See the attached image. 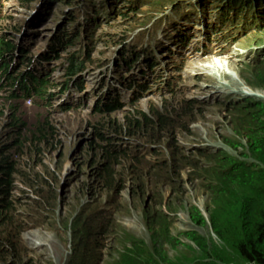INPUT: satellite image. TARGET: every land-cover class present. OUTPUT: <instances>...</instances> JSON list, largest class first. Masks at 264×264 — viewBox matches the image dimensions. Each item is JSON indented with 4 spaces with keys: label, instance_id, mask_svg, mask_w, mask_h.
<instances>
[{
    "label": "rangeland",
    "instance_id": "374dc122",
    "mask_svg": "<svg viewBox=\"0 0 264 264\" xmlns=\"http://www.w3.org/2000/svg\"><path fill=\"white\" fill-rule=\"evenodd\" d=\"M263 1L0 0V39L11 48H0V161L14 167L20 227L0 264H71L92 214L89 225L104 216L110 232L98 237L95 264H242L213 228L240 189L224 191L215 174L218 192L208 190L203 155L264 168L232 114L259 104L264 121ZM151 112L164 116L158 134L130 129ZM251 119L240 128L264 136ZM109 144L111 188L100 175ZM127 153L150 169L130 167Z\"/></svg>",
    "mask_w": 264,
    "mask_h": 264
},
{
    "label": "trees",
    "instance_id": "16d2710c",
    "mask_svg": "<svg viewBox=\"0 0 264 264\" xmlns=\"http://www.w3.org/2000/svg\"><path fill=\"white\" fill-rule=\"evenodd\" d=\"M234 11L238 16L239 10L236 9ZM248 15L249 14H246V17ZM262 15L264 16L263 13ZM244 18L245 12L243 11L242 16L240 18L238 17L237 20H239L240 23H243ZM229 22H231V19L225 20L224 23ZM0 48L5 49L6 51L11 50V48H9V46L5 42H3L2 39H0ZM257 66H259V63L257 64ZM256 68L262 69L261 66ZM1 72L2 71H0V73ZM3 72L5 73V70H3ZM73 73L74 72H72L71 74ZM37 79L38 78H35L34 80L33 77V82L37 84L33 85L32 83V85H29L30 88L38 86L39 81ZM30 92L34 94L32 90ZM15 95L19 96V93H15ZM30 95L31 94H28L27 97ZM257 107L261 106H259V104L254 105L250 108L239 106L233 109L232 114L239 117L238 120L234 116L233 123L236 127H239V129L242 130L249 138V145L247 150L253 153L257 157V159H259L261 165H264V136H259V132L257 131V133L253 134L252 130L251 132H249V129L240 128L242 125L248 126L245 121L242 122V118L244 117V115L250 114V116L252 117L251 120H254V123L260 125L261 130H264V121H262L261 117L259 116V113L257 112L259 108ZM139 117H141L139 120L133 119L130 121V129L137 132V130H140L142 128H152L156 134L159 133V126L164 120L163 115L151 112V115L140 114ZM111 148L112 146L111 144H109L107 146L105 156L108 160L109 165L102 169V172L100 173L101 178L106 181V186H109L110 188L115 182V172L113 173V170H111V166L114 165L113 162L115 156L111 153ZM127 155L128 161H133L131 162L132 164L130 163V167L137 165V162H140L141 159L146 160L144 155L139 158L135 155V153H127ZM219 155L220 154L214 155L212 157L203 155L206 159H209L211 161L208 165L207 170L208 174L212 177V180L209 183L211 186H207L208 190H212L209 188L214 185V183L216 182L214 180L215 176L218 175L224 179H227L228 181L225 185L224 191H226V187H228L230 183L231 185L237 186L240 189V192L236 195L234 193L227 194V197L230 196V199H228L229 203L225 205V207H223V211L221 212L222 216L224 215V220L221 224H216L215 222L213 223L215 233L221 240L224 241L225 247L229 248L235 254V257L239 261H241L242 264H264V168H258L253 163H242L235 165L232 162H229L227 158H221V156ZM9 159L10 158L6 156L5 160L0 161V170L3 171L0 174V250L3 254V257L8 256L10 251L13 252V254L14 251L16 252L15 247L17 246L15 244V240L18 239V231L20 230L17 221H15L17 219V216L13 212L14 201L12 202L11 195L14 189L13 174H15V171ZM187 160L188 163L191 164L192 159L187 158ZM182 161H185V158L177 162L179 175L182 172L181 166H179ZM215 161L219 162V170H216L215 168ZM147 164L148 163L144 161V164L142 165L143 170L150 169ZM134 169L135 167L133 168V170ZM135 173L138 176L139 181L138 170H135ZM213 187L215 189L212 191L216 194L219 188L216 186ZM136 189L140 190H137L138 194L140 192H143V179L141 180V184H139ZM221 190L220 194H223L224 191L222 192ZM196 213H198L199 215L198 211H196ZM92 215L86 217V220L82 222L77 240L74 241V253L72 256L71 264H95V262L101 256L99 251L101 240H98V237H104V235L106 234L109 235L110 232L103 227L107 226L106 218L104 216L100 220L97 218L95 224L91 223L89 225V221L92 220L94 216H96ZM151 218V215H148L149 223L151 222ZM192 235L193 234H191L190 236ZM196 240L200 243L201 239L198 238ZM152 242L156 243V247L159 249L156 255L159 258H162L163 256L161 255V250L163 244L161 242ZM159 247H161V249ZM215 258L216 259L213 262L204 261V263L199 262V264H217V262L226 264V262H223V259H221L220 257Z\"/></svg>",
    "mask_w": 264,
    "mask_h": 264
},
{
    "label": "bare ground",
    "instance_id": "6f19581e",
    "mask_svg": "<svg viewBox=\"0 0 264 264\" xmlns=\"http://www.w3.org/2000/svg\"><path fill=\"white\" fill-rule=\"evenodd\" d=\"M46 57L48 58V57H49V54L46 55ZM214 64H215V63H214ZM214 66H215V65H214ZM221 66H222V69H221L220 71L217 72V75H218V76H219L218 73H219V72H222L223 68L226 67V65H224V64H222ZM216 68H217V67H216ZM216 68H214V70H213V73H212V76H213V77H216V76H215V74H216L215 69H216ZM219 77H220V76H219ZM237 77H238V76H237ZM237 80H239V79H237ZM82 83H83V84L85 83V80H84V79H83V80L81 79V83H80V84H82ZM231 84H232V83H231ZM224 85H226V86H230L229 83H227V84L224 83ZM232 88H233V87H232ZM248 92H249V91H248ZM108 94H109V95H116V94H117V89H116V88H113L112 90H108ZM243 95H244V94H243ZM249 95H256V94H255V92H249Z\"/></svg>",
    "mask_w": 264,
    "mask_h": 264
}]
</instances>
